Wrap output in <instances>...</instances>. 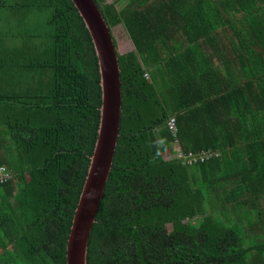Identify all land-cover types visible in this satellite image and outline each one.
<instances>
[{
  "label": "trees",
  "instance_id": "trees-1",
  "mask_svg": "<svg viewBox=\"0 0 264 264\" xmlns=\"http://www.w3.org/2000/svg\"><path fill=\"white\" fill-rule=\"evenodd\" d=\"M94 1L133 48L87 264H264V0ZM101 104L74 1L0 0V264H68Z\"/></svg>",
  "mask_w": 264,
  "mask_h": 264
},
{
  "label": "water",
  "instance_id": "water-1",
  "mask_svg": "<svg viewBox=\"0 0 264 264\" xmlns=\"http://www.w3.org/2000/svg\"><path fill=\"white\" fill-rule=\"evenodd\" d=\"M88 28L100 66L102 104L97 137L75 210L67 248L68 264H87L89 232L102 198L117 143L121 89L117 50L94 0H73Z\"/></svg>",
  "mask_w": 264,
  "mask_h": 264
},
{
  "label": "rangeland",
  "instance_id": "rangeland-1",
  "mask_svg": "<svg viewBox=\"0 0 264 264\" xmlns=\"http://www.w3.org/2000/svg\"><path fill=\"white\" fill-rule=\"evenodd\" d=\"M45 15L47 17V15H48L47 12H45ZM45 15L39 16L38 14H36V17H35L33 14H31L28 17V21L31 22L33 26L35 25L36 26V30H38V29H40V25L42 24V22L45 19ZM118 29H119V26H115V27L112 28V30L114 32H116V31L118 32ZM131 48H132V44H128V45H118V51L120 53L124 52L127 49H131ZM167 229L170 230L171 227L168 225L167 226Z\"/></svg>",
  "mask_w": 264,
  "mask_h": 264
},
{
  "label": "built area",
  "instance_id": "built-area-1",
  "mask_svg": "<svg viewBox=\"0 0 264 264\" xmlns=\"http://www.w3.org/2000/svg\"><path fill=\"white\" fill-rule=\"evenodd\" d=\"M145 77L147 78L148 77V74L145 73ZM167 127L170 131L172 132H175L176 131V125H175V121H174V117H170L168 120H167ZM195 159H197V156L195 157ZM10 174H8L4 167H0V178L1 179H4V180H7L10 178Z\"/></svg>",
  "mask_w": 264,
  "mask_h": 264
},
{
  "label": "crops",
  "instance_id": "crops-1",
  "mask_svg": "<svg viewBox=\"0 0 264 264\" xmlns=\"http://www.w3.org/2000/svg\"><path fill=\"white\" fill-rule=\"evenodd\" d=\"M112 32L114 34V37H115L116 42H117L118 45H128V44H131L130 43V38L127 37L125 34L120 35L119 33H117V31L116 32L112 31ZM132 48H133V46H132ZM131 49H127L124 52L130 51Z\"/></svg>",
  "mask_w": 264,
  "mask_h": 264
}]
</instances>
